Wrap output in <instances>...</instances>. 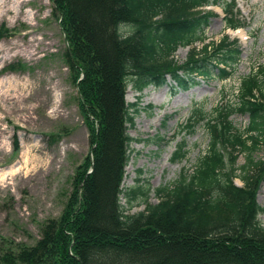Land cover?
Returning a JSON list of instances; mask_svg holds the SVG:
<instances>
[{
	"label": "trees",
	"instance_id": "obj_1",
	"mask_svg": "<svg viewBox=\"0 0 264 264\" xmlns=\"http://www.w3.org/2000/svg\"><path fill=\"white\" fill-rule=\"evenodd\" d=\"M70 46L66 57L77 74L81 113L94 145L77 168L78 180L59 221H49L32 247L4 250L2 264H264V213L256 200L264 178V64L240 78L235 103L209 115L200 107L184 125L190 136L208 135L192 172L154 190L123 189L124 169L138 141L128 134L134 115L125 100L173 83L185 91L202 80L229 79L242 54L224 35L204 43L218 6L226 29L244 27L235 0H53ZM202 43L198 49L194 43ZM179 47H190L177 64ZM77 78V77H76ZM135 111H133L134 113ZM247 117L244 129L230 117ZM16 143V142H15ZM16 146V144H15ZM14 146V147H15ZM16 148V147H15ZM188 154L183 140L172 161ZM243 157L242 166L238 160ZM239 179L241 186L235 184ZM123 197L127 208L120 203ZM143 204L142 211L129 210ZM6 242H3V244Z\"/></svg>",
	"mask_w": 264,
	"mask_h": 264
},
{
	"label": "rangeland",
	"instance_id": "obj_2",
	"mask_svg": "<svg viewBox=\"0 0 264 264\" xmlns=\"http://www.w3.org/2000/svg\"><path fill=\"white\" fill-rule=\"evenodd\" d=\"M235 5L244 23L243 37L226 30L220 7L202 9L214 14L204 43L228 35L241 47L240 61L229 79H199L185 91L170 79L165 86H150L141 93L130 86L126 90L125 102L135 106L130 108L134 125L128 134L138 141L130 145L121 185L149 189L150 203H157L154 190L176 180L183 168L191 173L207 150L209 139L203 129L190 136L184 131L192 111L202 107L209 115L225 102L235 103L240 78L264 64V0H236ZM201 46L196 42L191 47ZM69 48L53 0H0V247L4 250L34 246L45 224L60 220L78 180L77 168L91 157L94 145L78 93L84 75L76 76L68 62ZM189 50L177 49V64L187 59ZM230 119L241 130L248 122L243 116ZM183 140L188 154L173 162ZM257 157L264 160V151ZM243 162L240 157L238 166ZM235 184L242 185L239 179ZM255 200L264 208V178ZM120 203L127 208L123 197ZM143 208L139 204L129 213ZM259 221L264 227V213Z\"/></svg>",
	"mask_w": 264,
	"mask_h": 264
},
{
	"label": "bare ground",
	"instance_id": "obj_3",
	"mask_svg": "<svg viewBox=\"0 0 264 264\" xmlns=\"http://www.w3.org/2000/svg\"><path fill=\"white\" fill-rule=\"evenodd\" d=\"M19 4H21V3H19ZM18 6H19V5H18ZM17 8H18V7H17ZM10 11H11V10H10ZM233 33H234V32H233ZM238 34H239L241 37H243V35H244V34H242V33H240V32H239ZM11 97H12V96H11ZM14 98H15V97H14ZM18 98H19V97H18ZM18 98H17V99H18ZM21 102H22V101H21ZM17 103H20V102H17ZM11 104H12V103H11ZM55 112H56V111H55Z\"/></svg>",
	"mask_w": 264,
	"mask_h": 264
}]
</instances>
